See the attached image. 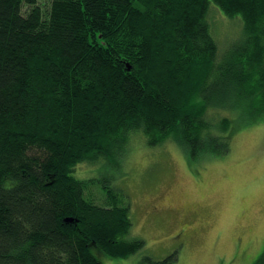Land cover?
I'll return each instance as SVG.
<instances>
[{
    "label": "trees",
    "instance_id": "1",
    "mask_svg": "<svg viewBox=\"0 0 264 264\" xmlns=\"http://www.w3.org/2000/svg\"><path fill=\"white\" fill-rule=\"evenodd\" d=\"M211 3L243 29L218 61ZM227 105L264 112V0H0V264H102L143 247L113 175L77 177V164L120 165L136 130L191 158L224 153L215 130L229 119L215 127L207 111ZM144 259L175 264L176 251Z\"/></svg>",
    "mask_w": 264,
    "mask_h": 264
},
{
    "label": "rangeland",
    "instance_id": "2",
    "mask_svg": "<svg viewBox=\"0 0 264 264\" xmlns=\"http://www.w3.org/2000/svg\"><path fill=\"white\" fill-rule=\"evenodd\" d=\"M38 2L47 6L49 0ZM206 20L218 61L238 45L242 22L213 3ZM247 99L251 107L261 103L251 95ZM254 109H208L215 127L220 118L229 119L227 128L215 130L217 136L229 134L224 153L191 158L170 137L149 144L136 130L126 136L120 165L102 166V159L77 164V177L113 175L112 183L129 199V236L144 241L122 258L100 254L102 264H149L144 256L159 260L173 251L175 264H264V112Z\"/></svg>",
    "mask_w": 264,
    "mask_h": 264
}]
</instances>
